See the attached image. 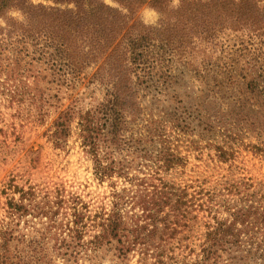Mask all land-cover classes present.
I'll use <instances>...</instances> for the list:
<instances>
[{
	"label": "trees",
	"instance_id": "1",
	"mask_svg": "<svg viewBox=\"0 0 264 264\" xmlns=\"http://www.w3.org/2000/svg\"><path fill=\"white\" fill-rule=\"evenodd\" d=\"M43 1L53 6L0 0V20L4 21L0 25V92L4 75L6 84L23 81L26 87L45 80L56 90L54 96L39 92V103L45 108L57 100L61 89L74 92L89 75L103 100L85 112L68 106L52 122L49 138L56 148L63 147L76 120L80 145L93 162L95 178L100 184L110 183V200L109 205L93 207L60 189L10 186L18 197L8 199L7 220L0 225V264H96L107 252L118 264L135 253L141 264H222L225 237H235V223L208 224L198 253H176L174 243L197 224L187 188L144 178L135 186L128 169L111 155L122 153L133 140L128 137L142 112L139 84L152 76L153 62L167 52L186 54L212 47L225 33L261 34L264 0H181L178 10L168 8L170 0H111L121 10L103 0ZM142 6L162 14L160 28L141 24L136 12ZM16 11L25 22L10 15ZM254 87L248 84L247 89L254 93ZM182 160L163 150L155 163L168 172L180 167ZM113 179L125 185L117 189ZM248 212L245 230L256 215ZM231 216L241 217L240 213ZM258 251L264 263V248Z\"/></svg>",
	"mask_w": 264,
	"mask_h": 264
},
{
	"label": "rangeland",
	"instance_id": "2",
	"mask_svg": "<svg viewBox=\"0 0 264 264\" xmlns=\"http://www.w3.org/2000/svg\"><path fill=\"white\" fill-rule=\"evenodd\" d=\"M103 2L121 10L111 0ZM33 4L53 6L43 0ZM141 8L136 12L139 20ZM153 65L152 76L139 84L142 112L128 137L133 140L122 153L111 156L128 169L135 186L144 178L187 188L197 224L174 243L176 253H198L207 225L219 220L235 223V237H225L224 264H264L258 253L264 248V30L256 36L225 33L212 47L186 54L167 52ZM1 81L5 84L0 92V225L7 220L8 199L18 197L10 186L60 189L93 207L109 205L110 183L100 184L95 178L76 120L63 147L56 148L49 138L52 122L68 106L85 112L103 100L89 75L74 92L61 89L57 100L45 108L39 92L56 94L45 80L28 87L23 81L6 84L5 75ZM248 84L255 85L254 93ZM10 89L19 93L11 94ZM34 95L38 102L32 100ZM163 150L179 155L182 165L163 171L155 163ZM112 182L117 189L125 185L119 179ZM245 211L256 214L248 230ZM234 213H240L239 220L231 216ZM111 256L107 252L96 264H118ZM124 264L141 263L135 253Z\"/></svg>",
	"mask_w": 264,
	"mask_h": 264
},
{
	"label": "clouds",
	"instance_id": "3",
	"mask_svg": "<svg viewBox=\"0 0 264 264\" xmlns=\"http://www.w3.org/2000/svg\"><path fill=\"white\" fill-rule=\"evenodd\" d=\"M35 3L36 0H33ZM181 7V0H170V3L168 4V8L170 10H178ZM10 15L17 19L18 22H25V17L23 14H21L19 11L12 12ZM139 18L141 22L146 27H152V28H160L161 20H162V14L155 8L150 6H144L139 10ZM4 23L3 20H0V25Z\"/></svg>",
	"mask_w": 264,
	"mask_h": 264
}]
</instances>
